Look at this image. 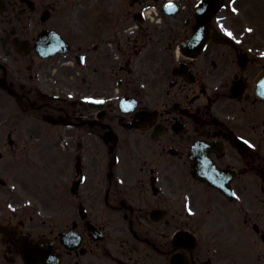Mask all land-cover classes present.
<instances>
[{
  "label": "flooded vegetation",
  "instance_id": "af4514ba",
  "mask_svg": "<svg viewBox=\"0 0 264 264\" xmlns=\"http://www.w3.org/2000/svg\"><path fill=\"white\" fill-rule=\"evenodd\" d=\"M170 1L0 0V264H264V39Z\"/></svg>",
  "mask_w": 264,
  "mask_h": 264
},
{
  "label": "rangeland",
  "instance_id": "374dc122",
  "mask_svg": "<svg viewBox=\"0 0 264 264\" xmlns=\"http://www.w3.org/2000/svg\"><path fill=\"white\" fill-rule=\"evenodd\" d=\"M240 1V2H239ZM237 3L241 11L242 8L247 7L248 12L254 13V17H249L248 19H241L240 16L238 18L232 19L230 22L233 26H235L236 34H239L241 29L251 28V32H247V36H251L254 38L256 42L259 40V36L264 39V0H239ZM73 10L76 11L81 17L87 18L88 21H92L96 18V14L98 10L104 11H112L123 10L127 6V0H70ZM227 5L226 8L232 9V3L230 4V0L225 2ZM236 10V11H237ZM226 15V9L224 8L218 18ZM251 39V38H250ZM249 39V41H250ZM42 216L45 213L40 214Z\"/></svg>",
  "mask_w": 264,
  "mask_h": 264
},
{
  "label": "water",
  "instance_id": "95a60500",
  "mask_svg": "<svg viewBox=\"0 0 264 264\" xmlns=\"http://www.w3.org/2000/svg\"><path fill=\"white\" fill-rule=\"evenodd\" d=\"M221 7L222 0H202L196 7V23L194 24L193 29L197 44L201 48L206 44L209 37H212L215 41L226 40L220 33L215 30L212 35L210 34L211 19L214 14H216V12L220 10Z\"/></svg>",
  "mask_w": 264,
  "mask_h": 264
},
{
  "label": "snow or ice",
  "instance_id": "6c2138e0",
  "mask_svg": "<svg viewBox=\"0 0 264 264\" xmlns=\"http://www.w3.org/2000/svg\"><path fill=\"white\" fill-rule=\"evenodd\" d=\"M232 11H233V12H236V9H235V8H233V9H232ZM246 31H248V32H251V31H252V29H251V28H248V29H246ZM227 35L231 36V35H232V33H230V32H229V33H227ZM246 143H247V142H246ZM233 195H235V194H233Z\"/></svg>",
  "mask_w": 264,
  "mask_h": 264
}]
</instances>
